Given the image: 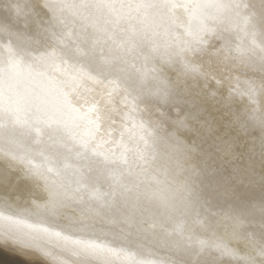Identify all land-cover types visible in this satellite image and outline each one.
<instances>
[{
    "label": "clouds",
    "instance_id": "clouds-1",
    "mask_svg": "<svg viewBox=\"0 0 264 264\" xmlns=\"http://www.w3.org/2000/svg\"><path fill=\"white\" fill-rule=\"evenodd\" d=\"M65 2L86 7H59ZM29 8L18 26L24 40L0 34V61L11 47L32 63L57 47L66 26L91 32L85 21L94 19L108 29L113 59L90 71L116 91L107 103L99 87L62 84L70 108L98 105L67 124H46L33 109L17 125L0 111V244L31 250L37 264H264V0H29ZM68 111L61 108L62 121ZM176 138L188 146L180 169L167 148ZM110 169L121 170L125 196ZM145 176L162 184L148 186ZM156 187L191 209L183 234L143 196L135 221L121 211L123 199ZM89 188L115 203L89 200ZM218 240L234 254L221 255Z\"/></svg>",
    "mask_w": 264,
    "mask_h": 264
},
{
    "label": "snow or ice",
    "instance_id": "snow-or-ice-1",
    "mask_svg": "<svg viewBox=\"0 0 264 264\" xmlns=\"http://www.w3.org/2000/svg\"><path fill=\"white\" fill-rule=\"evenodd\" d=\"M106 5H98L104 7ZM61 8L77 11L80 7L86 5H74L67 2L59 5ZM30 15L29 0H0V34H6L17 40H24V34L19 31L18 26L26 24ZM91 23L92 31L86 28L77 30L71 26H66L58 39L57 47L51 51H45L37 55L32 63H27L23 57L18 56L11 47L8 48L6 58L0 61V111L17 125H23L27 122V116L33 109L38 112H44L46 124H67L68 120L85 119L88 114L97 111V103H90L86 113L81 114L78 109L70 108L67 94L62 91V84L71 82L75 88H82L88 93H94L97 87L100 88L101 97L107 102H112V97L116 91L114 84H103L96 75L90 71L91 68L99 63L108 64L113 59L111 48L107 47L108 29L98 24L94 19L85 21V24ZM121 43V42H117ZM58 75L63 79H58ZM107 90L105 93L104 90ZM246 90L251 94L254 92L253 85H247ZM69 108L65 113L67 119L61 120L59 113L61 108ZM177 127H186L183 120L177 119ZM9 145L15 142L14 137H8ZM168 151L175 161L176 169L182 167V159L188 151V146L181 139L176 138L167 145ZM127 146H123L121 158H124L127 152ZM223 151L229 150V145H222ZM103 155V153H101ZM137 155L143 157V152L137 149ZM111 184L115 190H118L122 196L129 191V186L123 183L122 173L119 169L108 170ZM144 183L148 186H160L162 182L156 176H145ZM181 186L178 190H184ZM146 198L156 202L155 215L166 216L171 221V226L177 233L183 234L185 230L184 214L191 211L188 206L180 210L175 206V196L171 191H166L163 187H156L154 190L137 194L131 198H125L122 201L123 211L126 218L135 221L141 216L145 209L140 205L141 198ZM89 200L96 201L100 205L113 206L115 199H107V194L99 188H89L87 191ZM33 228L34 226L29 225ZM49 239H63L68 241L67 237H62L58 232H51L48 229H36ZM73 243L80 247L99 252H113V249H107L104 245L97 244L91 240H77ZM201 246H206L207 241H199ZM24 247H30L25 242ZM221 255H233L232 249H229L222 241H215L212 244ZM125 258H129L125 254ZM141 264H155L154 261L141 262Z\"/></svg>",
    "mask_w": 264,
    "mask_h": 264
},
{
    "label": "bare ground",
    "instance_id": "bare-ground-1",
    "mask_svg": "<svg viewBox=\"0 0 264 264\" xmlns=\"http://www.w3.org/2000/svg\"><path fill=\"white\" fill-rule=\"evenodd\" d=\"M35 258L31 250L0 244V264H37Z\"/></svg>",
    "mask_w": 264,
    "mask_h": 264
}]
</instances>
